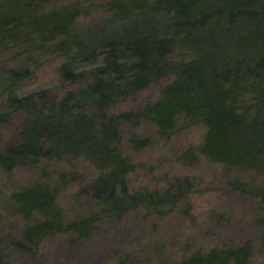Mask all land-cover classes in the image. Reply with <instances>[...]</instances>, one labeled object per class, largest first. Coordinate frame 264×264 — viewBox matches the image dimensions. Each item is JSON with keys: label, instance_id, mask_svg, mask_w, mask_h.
<instances>
[{"label": "trees", "instance_id": "obj_1", "mask_svg": "<svg viewBox=\"0 0 264 264\" xmlns=\"http://www.w3.org/2000/svg\"><path fill=\"white\" fill-rule=\"evenodd\" d=\"M91 1L118 24L98 35L80 28V0H0V139L21 114L14 139L0 145V172L44 161L71 168L53 187L33 182L8 194L24 225L18 235L0 234V264L35 255L57 235L71 234L72 244L87 239L105 219L140 210L165 216L198 191L184 175L130 189L126 177L136 164L124 152V122H148L165 141L204 126L201 144L179 159L193 163L200 154L221 165L228 190L264 209V0ZM56 59L63 60L57 82L23 92ZM14 60L21 64L9 66ZM162 79L159 95L139 112H114ZM127 142L141 149L150 141L131 133ZM69 183L80 185L89 213L66 217L57 196ZM254 227L264 253V214ZM252 252L247 240L174 264H250Z\"/></svg>", "mask_w": 264, "mask_h": 264}, {"label": "rangeland", "instance_id": "obj_2", "mask_svg": "<svg viewBox=\"0 0 264 264\" xmlns=\"http://www.w3.org/2000/svg\"><path fill=\"white\" fill-rule=\"evenodd\" d=\"M80 2L86 10L80 18V28L98 35L118 24L101 11L98 2ZM62 62L56 59L41 66L35 78L26 82L23 92L56 83ZM20 64L18 60L8 63L9 66ZM165 83V79L154 82L134 99L118 103L114 112H139L146 102L159 95ZM20 121L21 114H15L2 128L1 146L14 139ZM122 132L124 152L136 164L126 177L130 189L163 187L167 178L184 175L196 179L198 191L165 216H144L140 210L118 220L105 219L99 222L98 231L87 239L72 244L71 234L47 238L35 255L18 257L14 254L8 264H174L199 249L237 246L247 240L253 245L250 264H264L260 237L254 227L256 215L264 214V209L260 211L257 202L241 199L228 190L221 177V165L200 154L193 163L179 159L181 152L201 144L204 126L195 125L167 141L161 139L148 122L138 125L124 122ZM131 133L148 138L149 144L133 149L127 142ZM81 169L85 168L79 165L78 170ZM69 171L71 168L65 162L44 161L37 167H18L9 174L0 172V234L18 235L24 225L19 216L13 215V206L8 202L12 190L33 182L53 187L58 176ZM80 189L79 184L69 183L57 196L67 218L89 213L92 209L89 199L79 195Z\"/></svg>", "mask_w": 264, "mask_h": 264}]
</instances>
